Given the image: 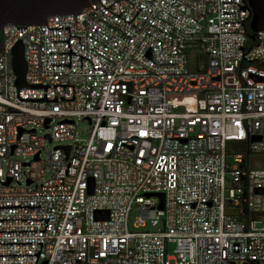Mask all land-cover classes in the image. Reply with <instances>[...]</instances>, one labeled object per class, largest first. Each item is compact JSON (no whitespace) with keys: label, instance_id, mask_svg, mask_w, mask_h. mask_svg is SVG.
Wrapping results in <instances>:
<instances>
[{"label":"built area","instance_id":"1","mask_svg":"<svg viewBox=\"0 0 264 264\" xmlns=\"http://www.w3.org/2000/svg\"><path fill=\"white\" fill-rule=\"evenodd\" d=\"M99 2L47 19L69 27L75 55H50L69 53L67 30L0 31V206L40 207L0 220L48 219L0 221L36 231L0 233L33 243L0 255L42 243L38 260L0 264L264 263V169L251 167L264 158V30L248 48L247 0Z\"/></svg>","mask_w":264,"mask_h":264},{"label":"water","instance_id":"2","mask_svg":"<svg viewBox=\"0 0 264 264\" xmlns=\"http://www.w3.org/2000/svg\"><path fill=\"white\" fill-rule=\"evenodd\" d=\"M96 2H99V0H0V31L7 25H18V26L46 25V28H47L48 18L55 17V16H77V15L82 14L81 11L83 9L87 8L88 6ZM247 4L252 14L249 28H250V31L255 35L258 32H261L264 30V0H247ZM105 9L107 10L108 8H105ZM116 17L119 18V16H116ZM128 24L130 25V22ZM27 28L28 27L15 28V29L18 32H24ZM47 30L49 31L67 30L68 31V40L58 41V42H67L69 53H50V55L51 54H69L71 56V54L73 53L71 52L69 48V38H70L69 27L59 28V29H48L47 28ZM73 37L79 38V45H80V37L79 36H73ZM50 43H53V42L50 41ZM79 57H80V70H81V58H84V57L82 56H79ZM51 66H68L69 70L71 69L70 61H69V65H50V67ZM91 67H92V63H91ZM12 69L16 76V86L19 89L28 87L24 79L25 72H26V63L24 61L23 46L21 43H18L13 49ZM251 167L253 169H264V158H252ZM158 197L160 198L162 202L163 196L158 195ZM161 207L162 205L160 206V208ZM0 209H40V207L39 206H0ZM0 221H45L46 226L48 223V219L0 220ZM46 226H45V229H46ZM45 229L44 231H39V233H44ZM0 233H36V231H6V232H0ZM37 244H40V251H41L42 243H37ZM0 245H33V243L0 244ZM40 251L36 255H0V257L36 256L38 260ZM37 260H36V263H37Z\"/></svg>","mask_w":264,"mask_h":264},{"label":"rangeland","instance_id":"3","mask_svg":"<svg viewBox=\"0 0 264 264\" xmlns=\"http://www.w3.org/2000/svg\"><path fill=\"white\" fill-rule=\"evenodd\" d=\"M77 125H78L77 138L79 139L80 143H84V142H86V140L89 137V134L91 132L92 126H90L85 121H81V122L77 123ZM38 135L42 136V133H39ZM54 146H55V143L54 144L47 143L45 148H46L47 151H50ZM137 218H138V213L136 211H133V212L130 213V215H129V221H130L129 226H130V229H132V225L137 220ZM149 229L150 228L148 226V230ZM249 264H264V263L263 262H257V263H249Z\"/></svg>","mask_w":264,"mask_h":264},{"label":"trees","instance_id":"4","mask_svg":"<svg viewBox=\"0 0 264 264\" xmlns=\"http://www.w3.org/2000/svg\"><path fill=\"white\" fill-rule=\"evenodd\" d=\"M247 37H248V48H252L253 46L256 45V36L250 31L249 26L247 27Z\"/></svg>","mask_w":264,"mask_h":264}]
</instances>
